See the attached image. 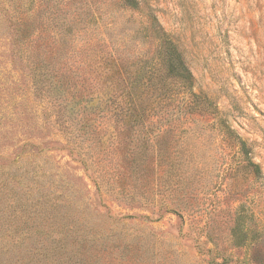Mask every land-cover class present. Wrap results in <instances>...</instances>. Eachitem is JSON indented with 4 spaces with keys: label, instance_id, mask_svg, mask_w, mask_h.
Returning <instances> with one entry per match:
<instances>
[{
    "label": "rangeland",
    "instance_id": "obj_1",
    "mask_svg": "<svg viewBox=\"0 0 264 264\" xmlns=\"http://www.w3.org/2000/svg\"><path fill=\"white\" fill-rule=\"evenodd\" d=\"M212 261L264 264V0H0V264Z\"/></svg>",
    "mask_w": 264,
    "mask_h": 264
},
{
    "label": "trees",
    "instance_id": "obj_2",
    "mask_svg": "<svg viewBox=\"0 0 264 264\" xmlns=\"http://www.w3.org/2000/svg\"><path fill=\"white\" fill-rule=\"evenodd\" d=\"M127 1V3L128 4H134V1L135 0H126ZM171 47H170V44L169 43H166V45L164 46V53H166L167 54V56L168 57H170V53H172V49H170ZM171 61V60H170ZM170 61H169V65H170V67H169V69H171L172 71H174V75H175V71H178L177 69H175V63L173 62V61H171V63H170ZM182 69H184V68H182ZM171 72V71H170ZM182 72H180L179 74H181ZM182 75V74H181ZM181 80H183L184 81V79L183 78H181ZM212 264H219V263H217V262H215V261H212L211 262Z\"/></svg>",
    "mask_w": 264,
    "mask_h": 264
}]
</instances>
